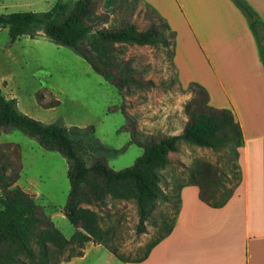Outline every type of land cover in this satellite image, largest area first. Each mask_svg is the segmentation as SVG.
I'll return each instance as SVG.
<instances>
[{
  "label": "rangeland",
  "instance_id": "obj_1",
  "mask_svg": "<svg viewBox=\"0 0 264 264\" xmlns=\"http://www.w3.org/2000/svg\"><path fill=\"white\" fill-rule=\"evenodd\" d=\"M76 1L0 0V14L43 13L57 2L73 5ZM95 1L97 14L109 17L99 28L133 23L146 30L156 24L164 33L166 44H117L112 49L111 59L115 68L119 67L116 70L129 71L138 84L130 83L120 92L72 48L54 44L42 32L36 39L24 35L12 42L9 29L0 28V88L31 118L84 129L85 133L71 134L81 143L80 155L88 166L104 160L110 168L121 171L143 155L139 142L165 137L184 126L189 119L185 106L193 97L189 88L200 85L194 78H205L206 71L201 70L207 62L185 33L188 27L180 10L166 9L160 0ZM181 49L188 50V57ZM200 157L217 164L224 173L221 185L229 190L234 184L229 155L214 152ZM181 161L173 160L161 171L164 198L143 225L133 200L108 197L104 203L84 205L99 215L100 225L108 231L105 243L132 262L121 261L106 246L88 243L83 257L64 264H150L149 254L144 258L145 254L174 224L180 208L179 192L192 182V169ZM2 165L17 180L12 188L20 187L33 195L40 212L71 239L76 229L65 216L71 192L67 159L18 129L0 128ZM5 193L0 188V196Z\"/></svg>",
  "mask_w": 264,
  "mask_h": 264
},
{
  "label": "trees",
  "instance_id": "obj_2",
  "mask_svg": "<svg viewBox=\"0 0 264 264\" xmlns=\"http://www.w3.org/2000/svg\"><path fill=\"white\" fill-rule=\"evenodd\" d=\"M235 1L249 19L264 63V22L246 2ZM108 19L107 14H97L95 0H77L73 5L57 2L51 10L43 13L0 14V28L9 29L12 42L24 35L36 39L42 32L54 44L72 48L121 92L128 84H138V81L129 71L121 73L116 70L119 67L115 68V61L111 59L114 46H157L166 44V38L156 24L144 31L133 23L99 28ZM189 89L193 97L185 106L189 120L183 133L139 142L143 155L133 166L115 171L104 160H98L92 166L83 160L79 150L82 145L71 133H85L84 129H69L59 123L45 124L31 118L23 114L17 101L8 99L0 88V128L18 129L37 139L45 149L57 151L67 159L71 192L65 216L76 229L72 238L67 239L40 212L33 195L20 187L12 188L17 180L11 178L2 165L0 188L6 193L0 196V264H64L83 257L88 243L106 246L121 261L132 262L105 243L108 231L100 225L99 215L84 205L104 203L108 197L133 200L139 223L143 225L157 202L164 198L161 171L171 164L169 155L178 152L182 142L229 155L234 177L229 190L223 189L220 181L224 173L215 165L201 164L192 171L191 177L199 186L201 199L206 204L213 208L224 206L242 180L239 165L240 149L244 145L242 128L231 110L210 105L205 88L192 84ZM173 226L168 227L166 235ZM166 235L150 247L144 258Z\"/></svg>",
  "mask_w": 264,
  "mask_h": 264
},
{
  "label": "crops",
  "instance_id": "obj_3",
  "mask_svg": "<svg viewBox=\"0 0 264 264\" xmlns=\"http://www.w3.org/2000/svg\"><path fill=\"white\" fill-rule=\"evenodd\" d=\"M160 1L166 9L181 11L188 27L185 33L207 62L201 70L206 71L205 78L193 81L207 89L211 106L233 112L244 145L239 154L242 180L232 197L224 206L213 208L201 199L197 184H184L173 229L151 249L148 261L264 264V63L256 36L235 0ZM243 1L264 22V0ZM181 53L188 57V50ZM188 120L167 136L181 135ZM214 152L182 142L169 157L171 162L180 158L193 171L204 163L217 166L200 157Z\"/></svg>",
  "mask_w": 264,
  "mask_h": 264
}]
</instances>
